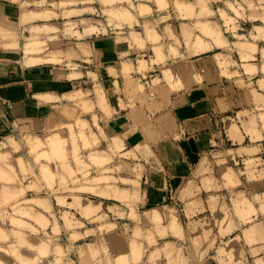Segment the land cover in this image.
I'll return each instance as SVG.
<instances>
[{
	"label": "clouds",
	"instance_id": "9594fccd",
	"mask_svg": "<svg viewBox=\"0 0 264 264\" xmlns=\"http://www.w3.org/2000/svg\"><path fill=\"white\" fill-rule=\"evenodd\" d=\"M7 3L18 6L20 17L18 22L7 18V26L0 25V52L22 54L20 64L24 72L38 69L42 73L50 66L53 83L71 85V91L63 94L55 89L33 92V82L25 81L26 95L19 102L24 108L17 109L9 101L0 103V121L6 127L11 126L16 136L11 142L13 151L31 145L33 154L37 148L47 152L49 139L57 142L56 153L45 156L56 165V175L46 176V184L36 191H45L60 205L72 200L66 207L80 213L84 223L64 213L65 220H73L68 227L84 229L94 222L102 224L104 232L125 238L131 252L123 258L124 264H205L210 251L218 252L216 259L221 264H242L233 260L231 252H224L222 237L241 224H248V228L242 229L244 235L236 239L246 245L251 264H264V196L241 197L242 207L238 206L235 215L222 208L226 226L219 234L213 236L210 231H203L195 238L191 233L197 226L203 228L204 221H193L192 217L196 212H204L205 207L189 202L191 197L198 199L200 184L204 188L219 186L231 190L242 185L240 177L248 182L264 180V159H260L264 153V48L257 46L258 41H264V0H7ZM219 19L224 20L223 25L218 23ZM257 21L261 27H253L247 38L237 36V31L243 30L242 24L255 25ZM222 30L236 37L244 71L239 70L241 65L230 56L217 55L219 73L213 77L209 68L197 65L203 63L202 53L217 47L214 41H220L225 52L235 50ZM201 34L211 40L204 43ZM103 40H112L115 46L128 45L126 51L117 52L118 60L113 65L102 63L103 50L95 47L97 41ZM50 43L57 45L55 51L50 50ZM257 54L261 57L259 62ZM102 69L110 78L107 85ZM7 75L9 72L0 67V76ZM258 75L259 79H255ZM224 80L239 94L233 91L230 97L225 95ZM196 91H204L206 95L218 93L214 97L217 111L241 107L237 119H247L241 120L240 128L234 126L229 132L233 143H240L241 147L236 151L221 150L214 154L213 161H205L195 170L197 179L189 183L184 196L173 193L171 208H165L163 213L145 212L148 188L171 192L168 181L176 178V166L184 163L187 156L180 146L192 139L199 140L203 131H191L179 116L181 108L195 106L190 97ZM4 104L14 116V123H9L10 113L5 111ZM29 104L36 115L26 114ZM137 135L140 142L131 146L129 141ZM245 137L250 140L247 147L243 146ZM4 147L0 144V149ZM236 155L244 159L245 170L229 169L227 184L213 183L210 163L223 164L226 156ZM153 177L162 178L163 185L158 187ZM23 191L17 194L23 195ZM93 197L116 200L119 204L105 211L101 203H93ZM216 200L212 197L207 202L212 211L217 208ZM82 201L86 206H82ZM39 203L51 219L60 215L53 216L48 200ZM181 204L189 218L186 224L179 219ZM11 207L22 216L31 211H22L17 205ZM29 218L37 219L41 227L48 226L43 217ZM20 226L38 234L30 225L20 223ZM51 227L52 235L41 248L13 245L8 234L0 231V243L8 245L0 247V251H8L21 264H41L53 254L48 245L54 247L61 232L55 223ZM84 235H97V231L89 228ZM20 247L38 255L25 259L19 254ZM105 253L106 246L101 243L80 255L84 257L83 264H107ZM0 264L4 261L0 260ZM56 264H60L58 250ZM64 264L72 262L65 260Z\"/></svg>",
	"mask_w": 264,
	"mask_h": 264
},
{
	"label": "crops",
	"instance_id": "0c3cea01",
	"mask_svg": "<svg viewBox=\"0 0 264 264\" xmlns=\"http://www.w3.org/2000/svg\"><path fill=\"white\" fill-rule=\"evenodd\" d=\"M0 5H3V10L0 11V25L7 26L8 19L18 22L20 17V10L18 6L8 4L7 0H0ZM39 23V22H38ZM55 23V22H53ZM218 23L223 25L224 20L219 19ZM178 27L179 24L177 23ZM253 27H261L260 22L253 24H242L241 28L243 30L237 31V36L248 37V34L252 31ZM138 32L142 29L137 28ZM27 35V34H26ZM222 35L226 37V41L235 48L234 51L228 53L225 52L220 41H214L217 43V47L211 52H204L201 54L202 64H198L197 67H207L211 70L213 77H217L219 69L215 63V57L217 55L230 56V58L241 65L240 71L243 72L244 61L241 55V49L236 48L237 40L236 37L227 35L223 32ZM201 39L204 43H208L211 37H204L201 34ZM250 42V40H249ZM257 46L259 48H264V41H258ZM50 50L55 51L57 45L55 43H50ZM97 49L103 50L102 63L106 66L113 65L117 62L118 56L117 52L126 51L128 48L127 44H121L115 46L112 40L97 41L95 43ZM149 55H152L149 53ZM23 59V55H17L11 52L4 53L0 52V67H4L6 71L9 72L7 76H0V103L3 101H9L16 106L17 109L24 108L22 102L24 101L27 84L25 81H32V91L40 92L47 89H55L61 94L71 91V85L68 83L56 84L53 83V69L45 67L41 73L38 69H33L31 72H24L21 70L20 62ZM131 59H135L134 56ZM148 59V57H145ZM261 57L259 54L256 56V62H259ZM15 68V72L12 69ZM105 85L110 82L107 71L101 70ZM259 79V75L255 78ZM223 93L227 96H231L233 91L239 94V90H235L233 86L228 84L227 80L223 81ZM218 93H213L212 95H206L204 91L193 92L190 99L195 103L194 107H185L179 110V116L186 126H189L191 131H196L197 129H203L200 133L199 140L192 139L188 143L182 144L180 147L183 149L184 153L187 154L184 163L176 166V178L169 180L171 192L158 191L156 188H148V203L146 205L150 206L151 212L163 213L165 208H171L173 206V201L176 196H184L185 189L188 187L190 182L196 181L195 170L199 169L205 161H213V156L215 153L223 151H236L241 147L240 143H233L232 138L229 136V132L235 126L236 128L241 127V120H246V117L237 119L239 112L242 110L241 107L230 108L228 111H217L215 104V95ZM113 103L115 101L113 100ZM247 107V105H244ZM5 111H9L8 121L9 123H14V116L8 109V105L4 104ZM26 114L28 116L36 115L33 107L29 104L26 109ZM42 112L44 110H41ZM119 131V128H116ZM16 140L14 135V130L11 126H5L3 121H0V144H4L5 147L0 149V231L8 234L9 242L13 245L17 244H27L32 245L35 248H41L47 242L48 237L52 235L51 225L55 223L56 226L61 227V232L58 239L53 245L49 244L48 247L53 253L46 260H42L41 264H53L55 260V255L57 250L65 251L69 247H72L71 253L77 257L76 264H83L84 257L80 255L86 249H94L101 243L106 246V259L107 264H124L123 258H126L131 252V246L128 241L117 235L114 232H104L102 235H88L85 236L84 232L87 231L89 226L84 229L70 228L68 227V222H66L61 217L55 220L48 216L44 208L41 206L42 201L48 200L49 203L54 205L55 197L49 198L47 193L43 190L37 192L36 188H31V185L35 184L37 188H40L42 184L46 182L42 179L36 181L33 179L29 170L32 168L29 164H33L32 157L29 159L24 158V155L19 151H13L12 143ZM141 140V137L137 135L132 140L129 141L131 146H136ZM57 143L55 140L49 139L48 144ZM250 144V140L245 137L243 141V146L247 147ZM29 146V145H28ZM25 146L27 152L30 151V146ZM55 152L57 151V146L54 145ZM40 149L37 151L39 152ZM48 152V148H47ZM7 157V160L4 159ZM260 159H264V153L260 154ZM27 160V161H26ZM224 163H210L211 167V179L213 183L219 185L220 183L227 184L226 179L228 170L232 169L233 172L245 170L244 159L239 155L236 156H226L224 158ZM41 163H44V159H40ZM43 166V165H42ZM35 168V166L33 165ZM26 170L27 172H22L20 169ZM158 187L163 185V180L160 177H153ZM242 180V185L232 188L228 187H208L204 188L200 184L201 191L198 194V199L196 197L189 198L190 203H194L195 206L203 205L205 207L204 212H196L192 217V220H202L204 221L203 228L197 226L196 230L191 233L193 238L199 236L203 231H210L213 236H217L222 227H225V212L222 208H227L232 215H235L239 205V199L242 197L244 199H250L251 197H262L264 196V180L248 182L244 177H240ZM23 195H18L21 190ZM163 197H167L164 200ZM216 197L217 208L215 211L210 210L207 207V202L212 198ZM5 199H9V207L5 204ZM22 199L29 200L28 205L22 208L23 211L29 212L30 216L43 217L47 221L48 226L41 227V224L37 222V219H30L26 216L13 215V221H19L22 224L30 225L31 228L37 229L38 234H33L28 228H23L20 223H13L9 219L10 205L14 204L16 201ZM32 201H38V203H31ZM72 200H66V203H71ZM115 200L109 201L101 198L96 202L102 204L105 209L116 206ZM94 202V200H93ZM95 204V203H94ZM83 205V204H82ZM86 206V205H84ZM183 204L180 205L179 219L182 223L186 224L188 222V216L183 211ZM6 213V215H4ZM6 217V218H5ZM5 218V219H2ZM79 222L84 223V218L79 220ZM210 222V225H208ZM73 222H71L72 224ZM250 225L241 224L239 227L235 228L233 232L229 235L222 237L225 241L224 252H231L234 261H240L242 264H251V258L246 251V245L242 241L236 239V237H242L244 231L242 229L248 228ZM72 237H76L75 240ZM87 239V240H86ZM169 242L168 240L164 241ZM220 241L217 240V245ZM0 247L7 248L8 245L5 243H0ZM19 254L25 259H34L38 253L32 252L27 247H20L18 249ZM244 252V256L241 257V252ZM218 255L217 251H210L208 257L206 258L205 264H221L220 260L216 259ZM68 257L65 256L63 260L65 261ZM0 260L4 261V264H21L20 261L16 259L15 256L10 255L8 251H0ZM44 261V262H43ZM73 262V260H71ZM75 261L72 263L74 264Z\"/></svg>",
	"mask_w": 264,
	"mask_h": 264
},
{
	"label": "rangeland",
	"instance_id": "374dc122",
	"mask_svg": "<svg viewBox=\"0 0 264 264\" xmlns=\"http://www.w3.org/2000/svg\"><path fill=\"white\" fill-rule=\"evenodd\" d=\"M54 145L57 146V143L52 144V142H51V143L48 144V152H41V151L37 152L39 150V148H37L36 152L33 154L32 151H31V149H32V146L31 145H29L30 147L27 145L30 148V151H28V152H27V149H24V148H22L20 150V153L24 155V158L29 159V158L32 157L33 164L32 163L29 164L32 167L30 169V172H31L30 176L33 179H35L36 181H38L39 180V177H40V179H42L45 182H47L45 178L49 174H51V176L53 178L55 177V175H56V165L54 163H52L50 160L45 159V156L47 154H53L54 155L56 153L54 150H52L54 148L53 147ZM0 155H2V154H0ZM40 159H44L45 162L44 163L39 162ZM33 165L35 166V168L33 167ZM45 169H47V172H45ZM20 171L27 172L26 170H23L22 168L20 169ZM31 188H37V187L36 186L35 187H32L31 186ZM99 199H101V198H95V197H93L92 198V200H94L93 203H97L96 201L99 200ZM5 200H7V204L6 205L9 207V204H8L9 199H5ZM54 201H56V199H54ZM109 201H112V200H109ZM25 202H27V203H25ZM28 202H29V200L22 199L20 201L14 202V204H12V205H17L19 207V209L22 210V208L24 206L28 205ZM114 202H116V206H118L119 202L116 201V200ZM71 203H72V201H71ZM71 203H65V205H60V204L54 202V205H53V208H52V210H53V216H57V213H59L60 215L57 218L61 217L62 219H64L63 218V214L64 213H70L71 216L74 218L75 221L82 220L83 217L80 215V213L76 212L74 209H68L66 207L67 204H71ZM82 204H83L82 206H84L83 201H82ZM149 207L150 206L145 205V207H144L143 210L145 212H151L150 211L151 208H149ZM10 208H11L10 211L12 213L10 214L9 219L13 221L14 220L13 215H20V214H19V212L13 211V208L11 207V205H10ZM104 210L106 211L107 209L104 208ZM20 216H22V215H20ZM26 217H29V215L26 216ZM5 218H2V219H5ZM65 221L68 222V224H71V222H73L72 219L65 220ZM208 225H210V222H209ZM87 226H89L91 228L94 227L96 229L98 235H102L104 233V231H103V225L102 224H98V223H94L93 222V223L87 224ZM58 252H59L60 264H64L63 258L65 256L68 257L66 260H68V261L73 260V262L75 261L74 264H76L77 257L74 255V253H71V252H73L72 251V247H69L65 251L59 250ZM56 260H57V252H56V255H55V260H53V264H56Z\"/></svg>",
	"mask_w": 264,
	"mask_h": 264
}]
</instances>
